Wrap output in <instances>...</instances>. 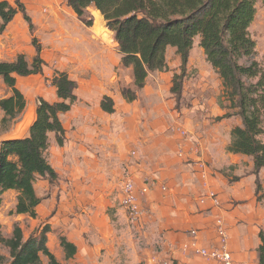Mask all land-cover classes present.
Wrapping results in <instances>:
<instances>
[{
	"label": "rangeland",
	"instance_id": "374dc122",
	"mask_svg": "<svg viewBox=\"0 0 264 264\" xmlns=\"http://www.w3.org/2000/svg\"><path fill=\"white\" fill-rule=\"evenodd\" d=\"M5 1L14 6V0ZM21 2L33 24L32 35L41 45L45 65L39 75L16 78V88L23 95L26 107L8 128L0 127V142L27 135L39 98L49 103L56 101L55 89L51 86L56 72H65L77 83V101L68 113L60 116L66 132L61 150L50 136L45 157L57 171V178L36 180V195L43 199L36 208V218L15 215L16 193H4L0 205L1 236L9 239L18 226L26 240L48 225L46 246L62 264H169L175 261L172 251L165 247L170 241L163 235L167 229L163 222H158L159 218L157 224L154 222L156 228L149 221L145 223L147 214L131 223L120 209L118 194L128 171L118 158L126 155L128 162L143 158L149 152L146 146L151 137L149 128L157 129L163 139H168L176 124L181 125L180 129L186 132L185 139L190 142L205 143L206 135L211 138L217 134L221 145L228 142L227 130L239 125L240 119L218 121L226 113L227 105L221 82L206 63L198 38L194 39L189 53L179 97L169 92L173 75L180 73L179 59L169 48L165 56L166 71L150 73L142 90L136 92V100L128 103L120 90H133L131 70L120 65L113 34L99 22L93 10L88 11L92 26L86 28L76 20L64 0ZM248 34L255 44L254 60L264 70V0L255 2V17ZM18 54H23L28 62L34 55L31 35L20 14L0 35V62L13 61ZM9 95L10 90L0 80V99ZM102 96L112 99L113 115L108 116L99 109ZM79 152H84L85 157ZM228 158L225 160L228 165L219 170L223 177L220 184L225 188L220 207L228 231V249L233 264H257V234L264 231V168L255 176L250 158L241 155ZM106 188L113 193L107 197L112 203L110 207L99 194L92 198ZM45 205L49 209H44ZM61 237L77 249L70 260L65 259L59 245ZM0 256L3 257L0 264H10L9 251L2 244ZM195 260L196 264H202L198 258ZM40 264H49L48 259L40 256ZM177 264L195 262L191 259Z\"/></svg>",
	"mask_w": 264,
	"mask_h": 264
},
{
	"label": "trees",
	"instance_id": "16d2710c",
	"mask_svg": "<svg viewBox=\"0 0 264 264\" xmlns=\"http://www.w3.org/2000/svg\"><path fill=\"white\" fill-rule=\"evenodd\" d=\"M76 20L86 28L93 23L89 9L98 12L105 28L113 34L120 56V65L130 69L133 90H120L123 99L131 103L150 73L166 71V51L171 48L179 59V74L171 79L169 92L180 96L189 53L198 38L206 63L221 82L226 113L218 118L238 117L240 124L231 128L226 152L251 159L253 175L264 168V70L254 60L255 44L248 30L255 17L256 0H64ZM20 14L31 35L34 55L30 62L23 54L13 61L0 62V80L10 95L0 99V127L8 128L24 112L23 95L16 88V78L39 75L45 63L41 45L33 37V24L21 0L14 6L0 2V35ZM56 101L41 98L35 109V119L23 138L0 142V205L8 191L16 193L15 215L36 218V208L42 198L36 195L37 179L54 181L55 171L45 153L50 136L58 147L65 142V130L60 116L68 113L77 101V83L65 72H56L51 78ZM100 110L108 115L115 112L113 101L103 96ZM256 193L259 184L255 182ZM44 225L36 236L23 240L22 231L15 226L9 239L0 234V244L9 251L10 264H40V256L49 264H62L49 252ZM257 264H264V231L257 234ZM59 245L66 260L76 254V247L65 237ZM3 257L0 256V262ZM169 264H177L171 261Z\"/></svg>",
	"mask_w": 264,
	"mask_h": 264
},
{
	"label": "crops",
	"instance_id": "0c3cea01",
	"mask_svg": "<svg viewBox=\"0 0 264 264\" xmlns=\"http://www.w3.org/2000/svg\"><path fill=\"white\" fill-rule=\"evenodd\" d=\"M101 22L104 24L102 18ZM167 125L168 123L166 128ZM176 125V128H171L168 139H163L164 137L160 136V131L158 132L157 129L149 128L151 137L146 144L148 154L144 153L143 158H136L137 160H132V162H128L126 155H122L118 161L125 164L128 174L136 179L138 186H140L142 178L145 177L155 181V186L143 196L148 212L145 223L149 221L154 226V222L157 224L156 219L159 218L158 222H163L166 225L164 229H167L163 235L170 241L169 244H165V247L172 251L175 262L183 260L187 262L193 259L196 264L197 261L193 254L184 252L182 247L190 241L188 233L190 230L200 231L202 246L214 243L213 231L210 229L212 216L205 207L197 204V200L209 192L216 193L219 199H224L225 188L220 184L223 177L219 170L228 165L225 160L232 155L226 152L230 142L231 128L226 132L229 136L228 142L221 145L220 141H217L219 134L211 138L206 135L208 138L205 143L198 140L190 142L187 139H182L178 134L181 125ZM146 129L144 128V131ZM54 145L57 149L63 148V146L58 147L56 143ZM79 153L80 156L84 154V152ZM179 154L182 156L180 157ZM82 157L85 156L82 155ZM162 187L165 189L164 191L161 190ZM98 194L108 203L109 207L112 206L110 199H107L113 194L112 192H107L106 188L93 194L92 198ZM43 208L49 209V206L45 205ZM154 227L156 228V226ZM184 232L187 233L184 234Z\"/></svg>",
	"mask_w": 264,
	"mask_h": 264
},
{
	"label": "built area",
	"instance_id": "2783aa9c",
	"mask_svg": "<svg viewBox=\"0 0 264 264\" xmlns=\"http://www.w3.org/2000/svg\"><path fill=\"white\" fill-rule=\"evenodd\" d=\"M178 134L182 139H185L186 132L184 130L179 129ZM179 156L181 157L182 154ZM154 186L155 181L148 177L142 178L140 186L130 174H127L123 179L118 194L119 207L131 223L138 222L148 213L143 196L148 194ZM161 190L165 189L162 187ZM197 204L205 207L212 216L211 227L214 243L202 246L200 231L190 230L188 232L190 241L183 245L182 250L193 254L202 264H233L231 252L228 249V231L221 214L218 195L209 192L205 196H201L197 200Z\"/></svg>",
	"mask_w": 264,
	"mask_h": 264
},
{
	"label": "bare ground",
	"instance_id": "6f19581e",
	"mask_svg": "<svg viewBox=\"0 0 264 264\" xmlns=\"http://www.w3.org/2000/svg\"><path fill=\"white\" fill-rule=\"evenodd\" d=\"M93 13V12H92ZM95 14H96V16H97V18L99 19V22H100V20H101V16H100V14L98 13V12H95ZM107 32V31H106ZM114 43V42H113ZM115 44V43H114Z\"/></svg>",
	"mask_w": 264,
	"mask_h": 264
}]
</instances>
